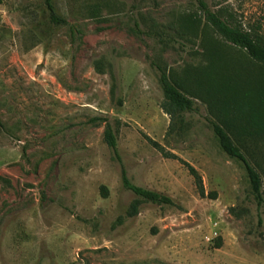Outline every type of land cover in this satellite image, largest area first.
Returning <instances> with one entry per match:
<instances>
[{"label":"rangeland","instance_id":"374dc122","mask_svg":"<svg viewBox=\"0 0 264 264\" xmlns=\"http://www.w3.org/2000/svg\"><path fill=\"white\" fill-rule=\"evenodd\" d=\"M202 1L244 27L259 22L264 36V0ZM53 5L66 23L49 20L45 0L0 4V264H264V202L243 162L222 150L198 98L168 131L157 69L194 88L210 51L223 60L207 81L250 78L261 65L211 28L198 0ZM232 137L260 172L264 198V139ZM179 159L217 198L198 194ZM121 167L173 204L142 202L125 217L137 196Z\"/></svg>","mask_w":264,"mask_h":264},{"label":"trees","instance_id":"16d2710c","mask_svg":"<svg viewBox=\"0 0 264 264\" xmlns=\"http://www.w3.org/2000/svg\"><path fill=\"white\" fill-rule=\"evenodd\" d=\"M2 0H0L1 4ZM203 12L205 21L211 28L226 42L244 50L247 57L261 65L263 70L253 77L238 80L236 77H226L218 82L210 77L206 80L205 73L213 75L217 65L222 64L223 60L215 51H210V67L203 72L194 88L183 85L176 79H171L168 72L157 66L159 71V83L163 92V100L160 107L169 117L168 131L174 122L182 123L184 114L197 110V101L200 99L208 105V108L215 120L206 117L215 133L222 150L229 156L238 158L244 164L250 187L255 195L257 205L264 202L262 196V177L255 165L247 158L240 146L234 141L233 137L242 139L252 137L264 139V36L260 33V23L244 27L241 22L236 21L231 13H218L210 10L202 0H198ZM49 12V20L54 24L66 23L55 11L53 0H45ZM186 23L196 22L195 17L185 19ZM167 131V132H168ZM148 142L159 150L164 157L177 158L175 154L164 150L163 146L155 140L146 137ZM104 141L117 153L116 134L109 122L105 123ZM187 168L194 179V184L201 197L217 198L215 191L206 192L201 175L190 163L179 159ZM122 185L127 190L132 191L137 198L133 199L125 213V217H133L138 214L139 206L142 202H150L157 205H171L173 200L159 192L147 187L133 184L127 177L126 170L121 167ZM102 194L105 188L101 187ZM105 196V195H104ZM116 222L121 224L123 217H118ZM261 223V220H259ZM219 246V242L217 243Z\"/></svg>","mask_w":264,"mask_h":264}]
</instances>
